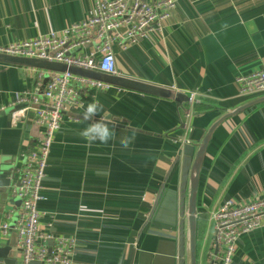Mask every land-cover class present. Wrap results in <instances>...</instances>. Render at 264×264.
Listing matches in <instances>:
<instances>
[{
  "label": "crops",
  "instance_id": "1",
  "mask_svg": "<svg viewBox=\"0 0 264 264\" xmlns=\"http://www.w3.org/2000/svg\"><path fill=\"white\" fill-rule=\"evenodd\" d=\"M93 11L94 0H0V45L61 31ZM114 52L117 74L70 67L111 87L85 90L84 106L67 112L56 131L38 204L40 227L75 237L73 264H187L190 169L212 124L252 99L238 94L236 78L264 69V0H177L161 25L126 47L115 45ZM52 71L46 60L0 52V169L12 172L13 181L39 133L33 108L21 122L12 121L15 95L41 92ZM193 90L204 104H195L186 119ZM94 100L105 110L93 120L109 117L116 132L106 144L80 135L89 124L81 114ZM124 137L132 138L126 148ZM263 140L264 103L214 132L197 195L199 264H208L218 206L264 196V144L251 149ZM19 205L9 192L0 200V224L10 227L16 264ZM232 264H264V224L239 237Z\"/></svg>",
  "mask_w": 264,
  "mask_h": 264
},
{
  "label": "built area",
  "instance_id": "2",
  "mask_svg": "<svg viewBox=\"0 0 264 264\" xmlns=\"http://www.w3.org/2000/svg\"><path fill=\"white\" fill-rule=\"evenodd\" d=\"M177 0H94L92 15L70 24L61 31L8 45H0V52L37 57L63 64L66 69L52 71L45 78L41 92L23 90L16 93L11 113L12 121H22L27 111L35 109V123L39 133L35 145L24 155L19 176L9 187L12 198L20 197L13 226L17 235L18 264L39 260L41 264H73L77 240L72 236L53 235L40 227L39 202L44 199L43 180L55 133L65 121V114L84 106L85 90H107L111 84L75 73L71 66L117 74L114 46L126 47L146 36L155 26L167 19L176 8ZM93 44L87 52H75ZM43 72L38 71L37 78ZM238 94L253 97L264 93V69L236 78ZM185 118L194 114V105L201 102L199 92L188 93ZM182 125L188 129L187 122ZM264 224V196L245 202L224 201L212 217V235L208 242V264H232L236 244L243 233ZM10 227L0 224V234L8 238ZM52 240L53 243L48 242ZM16 257V256H15ZM0 264H5L0 261Z\"/></svg>",
  "mask_w": 264,
  "mask_h": 264
},
{
  "label": "water",
  "instance_id": "3",
  "mask_svg": "<svg viewBox=\"0 0 264 264\" xmlns=\"http://www.w3.org/2000/svg\"><path fill=\"white\" fill-rule=\"evenodd\" d=\"M50 68L57 71L65 70L66 67L60 63H52ZM264 103V93L259 94L245 103L225 112L219 119H217L212 126L208 129L202 141L198 144L197 152L195 154L189 175V190L187 196L186 208V251H187V264H199L198 253V205L197 195L200 182V174L202 166L207 154L208 144L216 131L226 120L245 112L248 109ZM104 122L110 123V118L103 119ZM13 182L12 172L5 169H0V200L9 192V187ZM15 201L19 205L21 202L20 197H15ZM1 214V206H0ZM15 250L9 238H4L0 234V261L5 264H16Z\"/></svg>",
  "mask_w": 264,
  "mask_h": 264
},
{
  "label": "clouds",
  "instance_id": "4",
  "mask_svg": "<svg viewBox=\"0 0 264 264\" xmlns=\"http://www.w3.org/2000/svg\"><path fill=\"white\" fill-rule=\"evenodd\" d=\"M104 105L98 100H94L88 103L85 107L82 115L84 121H88L87 127L82 129L80 135L84 138L86 142L100 141L101 143H108L116 138V132L113 127L108 123L104 122L103 118L99 116L98 120H93L97 114L104 111ZM131 137H124L121 140V147H128L131 142Z\"/></svg>",
  "mask_w": 264,
  "mask_h": 264
},
{
  "label": "trees",
  "instance_id": "5",
  "mask_svg": "<svg viewBox=\"0 0 264 264\" xmlns=\"http://www.w3.org/2000/svg\"><path fill=\"white\" fill-rule=\"evenodd\" d=\"M142 90H145V91H146V90H148V89L142 87ZM206 103H208V104H214V100L207 99V100H206ZM203 104H204V103H197L198 106H196V107L199 108V107L202 106ZM185 109H186V108H185ZM197 111H198V110L196 109V112H197ZM263 144H264V140H263V141H259V142H257L254 146H252L251 149H253V148H254V149H255V148H258V147H260V146L263 145ZM248 152H249V150H246V151L244 152L243 155L246 157V156L248 155ZM243 155H242V156H243Z\"/></svg>",
  "mask_w": 264,
  "mask_h": 264
},
{
  "label": "rangeland",
  "instance_id": "6",
  "mask_svg": "<svg viewBox=\"0 0 264 264\" xmlns=\"http://www.w3.org/2000/svg\"><path fill=\"white\" fill-rule=\"evenodd\" d=\"M79 49H81V48H78V49H76V50H79ZM48 62V61H47ZM248 98H251V97H248Z\"/></svg>",
  "mask_w": 264,
  "mask_h": 264
}]
</instances>
